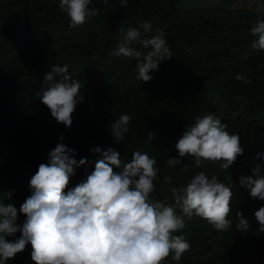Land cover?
I'll use <instances>...</instances> for the list:
<instances>
[{
	"label": "trees",
	"instance_id": "trees-1",
	"mask_svg": "<svg viewBox=\"0 0 264 264\" xmlns=\"http://www.w3.org/2000/svg\"><path fill=\"white\" fill-rule=\"evenodd\" d=\"M180 1L129 0L121 7L119 0H108L107 6L92 0L89 7L99 14L70 27L59 0H0V200L11 191V200L4 202L19 209L31 194V177L58 143L75 150L77 161H89L75 169L68 189L94 170L99 157L91 148L112 147L125 163L133 152H146L158 168L151 196L168 206L175 203L168 189L185 185L201 171L209 178L216 175L233 192L227 217L231 227L219 231L200 217L185 218V228L173 235H183L191 247L179 261L171 253L162 264H264V233L258 234L254 215L264 201L253 199L239 184L257 165L264 173V155L258 156L264 154V50L250 47L255 39L250 29L264 20V11L224 4L180 9ZM143 22H150L152 30L140 29L141 38L163 33L172 52L147 82L136 78L135 58L112 55L122 39L120 27L138 28ZM65 64L82 85L70 129L51 117L37 95L52 66ZM237 74L251 83L236 80ZM122 114L132 119L125 141L117 144L110 124ZM204 114H214L229 134L240 137L243 154L227 170L220 167L223 161L195 167L193 157L179 158L175 149L187 126ZM149 132L154 133L150 142ZM170 158H179L180 164L169 166ZM185 165L188 171L179 175ZM165 176L173 184H166ZM176 211L182 214L179 207ZM237 212L247 220V230L236 228ZM25 218L18 214L17 223L22 225ZM31 251L29 243L6 264H34Z\"/></svg>",
	"mask_w": 264,
	"mask_h": 264
},
{
	"label": "clouds",
	"instance_id": "clouds-1",
	"mask_svg": "<svg viewBox=\"0 0 264 264\" xmlns=\"http://www.w3.org/2000/svg\"><path fill=\"white\" fill-rule=\"evenodd\" d=\"M92 0H59V8L70 18V27L83 25L86 20L99 14V9L90 8ZM129 0H119L126 7ZM107 6L108 0H102ZM152 30L150 22L138 28L120 27L122 39L113 51L114 56L135 58L137 79L150 81L152 70L160 63L172 58L163 33L141 38ZM255 37L250 47L264 50V20H258L250 29ZM138 43L146 53L133 47ZM59 77V79H57ZM236 80L250 84L251 80L237 74ZM81 83L68 71V65H53L46 73L41 92V102L50 115L65 128H71L73 113L82 101ZM131 116L122 114L110 124V133L115 143H123L130 131ZM227 125L214 114L197 116L187 126L175 144L179 158L191 156L195 167L204 161H223L220 167L227 170L243 154L240 137L229 134ZM154 133L149 132L150 142ZM61 136L60 140L63 141ZM99 158L94 170L86 179L68 189L70 177L75 169L89 163L87 158L77 161L75 150L58 143L48 153L47 163H41L29 181L31 194L19 209L11 200L12 192L3 193L0 200V264L14 259L16 254L31 244V259L34 264H162L174 253L179 261L191 247L183 235H173L185 228V218L200 217L219 231H227L232 221L227 219L231 211L233 192L230 186L209 178L204 172L191 176L185 185L168 189L174 205L155 199L154 181L157 179V161L149 154L135 151L130 162L125 163L114 148L103 150L96 146L89 150ZM264 155V154H258ZM179 158H170L171 167L180 164ZM188 165L180 168L179 175L188 171ZM120 168L117 172L114 169ZM231 179V177H229ZM166 184H173L170 176L164 177ZM239 184L253 199L264 201V173L261 165L252 170L251 176H241ZM67 189V191H66ZM180 213L177 214L176 208ZM18 214L26 218L17 223ZM238 230H247L249 224L242 213L237 212ZM259 222V233H264V206L255 213ZM19 238L9 240L7 237Z\"/></svg>",
	"mask_w": 264,
	"mask_h": 264
},
{
	"label": "rangeland",
	"instance_id": "rangeland-1",
	"mask_svg": "<svg viewBox=\"0 0 264 264\" xmlns=\"http://www.w3.org/2000/svg\"><path fill=\"white\" fill-rule=\"evenodd\" d=\"M207 4H224L232 7H247L256 12L264 11V0H181L178 8L185 9Z\"/></svg>",
	"mask_w": 264,
	"mask_h": 264
}]
</instances>
